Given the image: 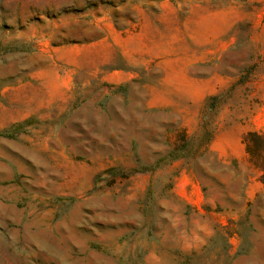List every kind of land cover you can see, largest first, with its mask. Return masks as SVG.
Wrapping results in <instances>:
<instances>
[{
    "label": "rangeland",
    "instance_id": "1",
    "mask_svg": "<svg viewBox=\"0 0 264 264\" xmlns=\"http://www.w3.org/2000/svg\"><path fill=\"white\" fill-rule=\"evenodd\" d=\"M250 131L264 0H0V264H264Z\"/></svg>",
    "mask_w": 264,
    "mask_h": 264
},
{
    "label": "trees",
    "instance_id": "2",
    "mask_svg": "<svg viewBox=\"0 0 264 264\" xmlns=\"http://www.w3.org/2000/svg\"><path fill=\"white\" fill-rule=\"evenodd\" d=\"M216 100H217L216 97L210 98L209 105H208L209 110L214 108ZM261 141L263 145L260 144ZM243 143L245 145L246 152L250 160L257 158L259 155H263L262 149L264 147V136L260 135L257 132L250 131L244 135ZM255 165L257 166V164ZM261 167L264 170V165H261Z\"/></svg>",
    "mask_w": 264,
    "mask_h": 264
}]
</instances>
